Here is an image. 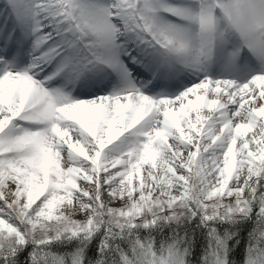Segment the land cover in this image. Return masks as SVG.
<instances>
[{
	"label": "snow or ice",
	"instance_id": "snow-or-ice-1",
	"mask_svg": "<svg viewBox=\"0 0 264 264\" xmlns=\"http://www.w3.org/2000/svg\"><path fill=\"white\" fill-rule=\"evenodd\" d=\"M219 4L0 0V264H264V26Z\"/></svg>",
	"mask_w": 264,
	"mask_h": 264
},
{
	"label": "clouds",
	"instance_id": "clouds-1",
	"mask_svg": "<svg viewBox=\"0 0 264 264\" xmlns=\"http://www.w3.org/2000/svg\"><path fill=\"white\" fill-rule=\"evenodd\" d=\"M223 24L239 37L264 26V0H220Z\"/></svg>",
	"mask_w": 264,
	"mask_h": 264
},
{
	"label": "rangeland",
	"instance_id": "rangeland-1",
	"mask_svg": "<svg viewBox=\"0 0 264 264\" xmlns=\"http://www.w3.org/2000/svg\"><path fill=\"white\" fill-rule=\"evenodd\" d=\"M81 217H77V219H80Z\"/></svg>",
	"mask_w": 264,
	"mask_h": 264
}]
</instances>
